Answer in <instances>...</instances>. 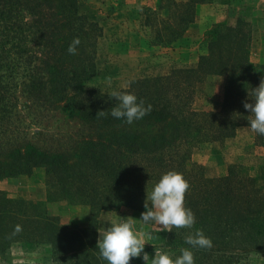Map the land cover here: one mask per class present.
Masks as SVG:
<instances>
[{"label": "trees", "instance_id": "obj_1", "mask_svg": "<svg viewBox=\"0 0 264 264\" xmlns=\"http://www.w3.org/2000/svg\"><path fill=\"white\" fill-rule=\"evenodd\" d=\"M162 1L156 9L168 12L157 38L171 43L186 31L196 5L205 0ZM81 7L80 0H0V78L6 76L5 70L13 76L20 67L32 80L34 70L41 69L42 90L51 101L93 128L70 150L47 149L25 140L0 155L1 178L41 168L47 183L46 200L0 191L4 264H18L9 257L14 247L41 246L52 264H108L97 246L98 212L121 206L143 209L147 190L171 169L189 182L185 205L194 211L196 222L172 226L163 244L167 251L179 254L181 248L192 247L185 236L197 228L212 238L213 245L193 247L195 264H226L246 246L264 244V163L252 173L249 165L236 162L224 175L209 177L200 164L191 162L193 146L233 136L253 115L244 101L264 78V60L252 58L256 7L243 5L234 22L214 23L206 32L207 50L195 64L133 78L119 89L152 104L150 112L133 121L150 128L127 127L124 118L111 115L116 98L88 86L96 74L102 27ZM76 36L81 42L70 53L68 46ZM34 37L40 52L29 45ZM210 75L224 77L221 106L195 109L197 86ZM101 110L103 114L97 115ZM257 135L264 141V135ZM58 199L87 205L92 213L89 224L65 225L49 207Z\"/></svg>", "mask_w": 264, "mask_h": 264}, {"label": "rangeland", "instance_id": "obj_2", "mask_svg": "<svg viewBox=\"0 0 264 264\" xmlns=\"http://www.w3.org/2000/svg\"><path fill=\"white\" fill-rule=\"evenodd\" d=\"M184 1V0H177ZM158 0H80L81 8L102 27L98 39L96 74L88 86L110 92L129 86L137 77L163 75L172 68L195 64L206 52V32L222 20L234 22L243 5L256 7L259 16L252 28V58L264 60V0H205L196 5V14L186 31L171 43L158 41L157 29L167 9H156ZM163 4L167 0L162 1ZM32 16L28 14V18ZM37 37L29 45L38 50L41 45ZM39 51V50H38ZM40 52V51H39ZM38 52V53H39ZM35 76L28 80L19 67L13 76L0 78V155L25 140L52 150H70L77 141L93 128L78 117H70L54 104L42 90L44 72L34 70ZM222 75H210L197 86L193 106L195 109L219 108L223 98ZM127 127L150 128L133 122ZM257 132L248 124L240 125L236 133L224 140L201 141L193 146L191 162L200 164L209 177L224 175L230 164L242 162L255 172L264 163V141H259ZM0 191L32 200H46L47 183L43 169L32 174H19L1 178ZM53 213L70 227L87 226L92 213L87 205L69 203L65 199L49 202ZM146 210L121 206L118 209H102L98 212L97 239L100 232L107 230L110 221L131 219L134 229L146 240L144 251L155 254V248L166 250L170 230L153 221L139 219ZM172 227V226H169ZM167 251V250H166ZM169 252V251H168ZM226 264H264V244L243 248ZM9 257L18 264H52L46 247H14ZM4 262V261H3ZM130 264H146L143 252L133 257Z\"/></svg>", "mask_w": 264, "mask_h": 264}, {"label": "clouds", "instance_id": "obj_3", "mask_svg": "<svg viewBox=\"0 0 264 264\" xmlns=\"http://www.w3.org/2000/svg\"><path fill=\"white\" fill-rule=\"evenodd\" d=\"M80 37L76 36L68 46L70 53H75L80 44ZM116 98V103L111 108V115L124 118L129 124L134 120L143 118L152 110V104H145L142 98H138L133 91H121L113 89L109 92ZM251 99H245L244 107L253 114L249 117V126L258 134L264 135V78L260 83L248 92ZM103 114V110L97 115ZM189 188V182L183 173L171 169L164 172L152 189L147 190L145 209L139 219L153 221L163 227L161 229L172 230L169 226H192L196 222L194 211L185 205V193ZM134 221L125 219L122 221H110L107 230L100 232L97 246L100 255L108 264H130L133 257L141 256L146 264H195L193 247L210 248L213 240L206 235L203 229L197 228L194 233L185 236V240L192 247H183L179 254L155 248V254L150 255L144 251L145 244L149 240L134 229ZM21 225L17 224L15 230L19 231Z\"/></svg>", "mask_w": 264, "mask_h": 264}, {"label": "crops", "instance_id": "obj_4", "mask_svg": "<svg viewBox=\"0 0 264 264\" xmlns=\"http://www.w3.org/2000/svg\"><path fill=\"white\" fill-rule=\"evenodd\" d=\"M4 261V262H3ZM5 263V260H4V257L2 254H0V264H4Z\"/></svg>", "mask_w": 264, "mask_h": 264}]
</instances>
